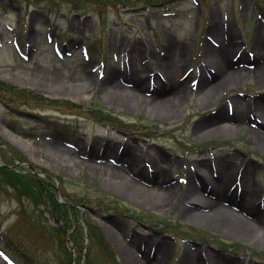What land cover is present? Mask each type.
<instances>
[{"label":"rangeland","instance_id":"374dc122","mask_svg":"<svg viewBox=\"0 0 264 264\" xmlns=\"http://www.w3.org/2000/svg\"><path fill=\"white\" fill-rule=\"evenodd\" d=\"M257 32L264 38V0H0V82L23 91L0 83V124L29 144L16 146L0 129V167L51 178L59 202L78 204L68 233L81 229L86 248L78 253L67 237L72 264H264V241L183 214L178 192L164 206L149 176L135 184L93 165L125 162L182 187L190 168L211 178L228 165L264 205L263 143L219 121L222 113L257 111L255 102L261 111L264 80L250 72L216 85L217 70L205 64L215 57L205 42L217 47L222 37L227 57L251 71ZM172 83L180 101L169 110ZM207 84L216 86L200 105L196 92ZM104 148L113 151L103 156ZM2 179L0 172V264H56L55 228L64 220L18 198Z\"/></svg>","mask_w":264,"mask_h":264},{"label":"bare ground","instance_id":"6f19581e","mask_svg":"<svg viewBox=\"0 0 264 264\" xmlns=\"http://www.w3.org/2000/svg\"><path fill=\"white\" fill-rule=\"evenodd\" d=\"M211 30L213 34L218 35L219 26L217 25V23H213V25L211 26ZM220 38L221 39L217 47L210 46L209 41L205 42L206 45L210 46H207L206 52L208 54L210 52H214V55L216 57H213L214 59L211 56L210 58L206 57L208 62H205V64H211V66L215 67V69L217 70L216 73L220 77V80L216 83V85L224 82L225 79L229 80L230 82L240 81L245 77L244 73L249 74L250 72L252 73L256 82L264 80V38H262V36L258 32L254 38L253 43V49L255 53L253 54V57L251 59L255 61V65L252 66L254 69L252 68L251 71H248V69H246L245 67H238L239 58H237L238 60H234L227 57V44L222 37ZM166 51L168 53H173V45L171 43L167 42ZM226 57L229 59V62L226 63L227 67H224L221 63L225 60ZM247 60L248 59H246V61ZM256 60H258V62L261 61V63L259 64L258 62H256ZM160 66L162 68H167L170 66V64H168L166 61H161ZM112 73L114 72H111L110 74L112 85L114 84L113 87H117L119 85L117 84V82L115 84V81H113L114 75ZM128 78L130 80H136L133 79V76L131 74L128 76ZM130 80L126 81L131 82ZM137 84L138 85L136 87L134 83V85H132V88H128V86L125 87L122 84L120 85L121 88L123 87L133 92H138L137 90L139 89L144 90V87H142L140 83ZM172 84L174 85V87L170 90L176 89V91L172 92V95L165 97V99L169 101V110H171V108L180 101L178 99L179 97L175 98L176 95H179L180 86H178L179 84H177L176 86L174 83ZM208 85L209 84H207V86ZM216 85H209L208 87H204L200 91L198 90L196 92L197 97L195 101L200 105H204L207 100L206 98L209 97V95L212 93L213 87ZM107 86L111 87V85ZM168 87L170 88L171 84H169ZM141 95L144 96V94ZM135 97L138 98V101L139 97L136 95ZM255 104L257 105V111L250 110L248 111V113L244 112L243 114L234 113L231 116L228 113L221 112L222 115H220L219 121L227 124L228 122H234L233 124H236V127L238 129H244L246 127L251 132L250 134L256 137L264 145V132L261 130H264V108L262 107V110L259 111L260 109L258 107V103L255 102ZM252 124H254V127L252 126ZM0 129L5 131L1 127ZM6 135H8L9 138L12 139V141L17 143L18 146H29V144L25 140L19 138L18 136L11 135L10 133H7ZM52 147L54 148V150L62 149L55 145H53ZM92 151H95L94 146H92L90 149V152ZM110 151H113V149L111 148ZM110 151L109 148L108 150L107 148H104L101 153L103 154V156H105ZM62 152H64V150H62ZM77 160L79 161V163L83 164V160ZM88 163L92 164L93 161H88ZM93 165L98 166L99 169H106L105 173L110 174L111 177L115 180L126 179V182L131 181L135 184L138 182L135 180L137 179V177L149 176V181L153 183V188L157 189L165 195L162 198L164 206H167V197L171 198L175 193L178 192L179 195L183 196V203L181 206L183 214L198 216L202 218L206 223L209 222L210 225H214L215 227H227L234 230L241 229L243 233H247L248 236L253 238L254 242L259 243L264 241V205L260 204V197L257 195L255 187L253 185L251 186V184L249 183L247 184L244 175L243 177L241 175V180H239L240 177L238 179L239 181L236 180L237 178L235 176V171H233V169H231V167H229L228 165H226L225 168L223 165V170L221 171L218 170V167L217 169L215 168L217 175L212 176L211 178L210 174L208 175L209 177H206L201 172L195 170V168H190L188 171V177L186 179L185 187H182L179 184H172L170 182V179H167L168 176L165 177L166 175L164 176L160 171L158 172L153 170V172H147V170H145L143 171L144 173L134 172V170H132L133 166H130L125 162L121 163L120 166H109L105 164L97 165L96 162ZM131 173H134L136 178L131 177ZM224 211L228 212L226 213V217L220 215ZM188 254L189 253H187L185 257H189ZM202 264H211V262L207 263V261H203L202 259Z\"/></svg>","mask_w":264,"mask_h":264},{"label":"trees","instance_id":"16d2710c","mask_svg":"<svg viewBox=\"0 0 264 264\" xmlns=\"http://www.w3.org/2000/svg\"><path fill=\"white\" fill-rule=\"evenodd\" d=\"M74 9H77V7H74ZM1 87L6 88L9 91H15L16 88L14 86L7 85L4 83H1ZM15 92L20 93L23 91ZM0 98L4 100V97H2L1 95ZM98 116L99 115L97 114V117ZM103 120H105V118L101 119L102 122H104ZM0 172L1 176H3V179L1 181H4L5 185H9L16 192L18 198L21 199V197L24 196L25 198L32 200L34 204H46V206L48 205L52 209L57 218L64 220V226H62L61 228H55L58 233L57 245L62 252V257L56 264H72V252L68 250L65 244L67 237H69L73 241L74 248L75 250H77L78 253L82 252V250L86 248L81 229L78 230L74 228L73 230H71L70 233H68V230L74 225L73 220H78V204L75 202H71L68 205H63L61 202L58 201L57 196L54 194L55 186L53 179L48 177L41 178L31 169H28V171H16L9 167H0ZM38 264L47 263L38 262ZM83 264L92 263L89 259L86 263Z\"/></svg>","mask_w":264,"mask_h":264},{"label":"water","instance_id":"95a60500","mask_svg":"<svg viewBox=\"0 0 264 264\" xmlns=\"http://www.w3.org/2000/svg\"><path fill=\"white\" fill-rule=\"evenodd\" d=\"M0 127L3 128L6 131V133H5V131H3L1 129L2 133L4 134V136H6L7 139H9L11 142H13L16 146H18L17 143H15L14 141H12V139H10L8 135H6L7 133H10L11 135H14V134L11 131H9L8 129H6L5 127H3L1 124H0Z\"/></svg>","mask_w":264,"mask_h":264}]
</instances>
